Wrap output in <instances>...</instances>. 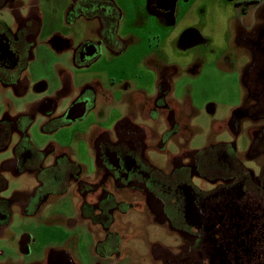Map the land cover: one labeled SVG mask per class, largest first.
<instances>
[{"label": "flooded vegetation", "instance_id": "af4514ba", "mask_svg": "<svg viewBox=\"0 0 264 264\" xmlns=\"http://www.w3.org/2000/svg\"><path fill=\"white\" fill-rule=\"evenodd\" d=\"M23 1L0 0V14L8 11L14 15L12 23L0 18V88L10 91L15 101H23L21 109L7 104L0 116V156L11 153L0 160V194L8 188V174L36 176L39 186L29 195L0 198V235L11 224L15 203L22 204V213L31 217L46 210L54 198L74 192L81 201L72 213L75 219H68L66 226L70 231L80 228L95 241L94 264H123L129 255L126 264H264V0L235 3L238 69L233 70L235 63L229 60L227 67L231 69L228 73L239 77L243 97L232 107L229 120L214 125L216 132L226 126L236 136L244 131L249 148L239 152L234 141L187 151L178 143L180 151L169 155L167 171L150 162L149 149L166 152V142L177 140L189 124L184 110L195 107L188 88L184 105L176 98L172 67L157 82L155 93L132 89L133 102L141 106L136 114L142 111L144 118L166 122L159 138L154 128L136 123L132 112L114 121L110 116L95 120L99 86L74 81L77 70L90 67L99 58L92 53L95 47L117 57L136 45L134 35H120L124 14L114 1L115 7L104 0H72L64 15L70 35L78 21L96 20L99 41L74 36L68 44L63 32L54 34L64 39L62 48H72L73 71L68 70L60 90L45 97L44 105H37L29 114L20 113L33 76L31 65L40 47L55 37L43 38L46 13L41 0ZM143 62L152 65L149 58ZM34 85L38 94L46 91L42 81ZM67 98L68 109L61 113ZM74 107L85 112L70 120ZM82 121L92 131L85 148L93 167L88 173L87 165L73 151L61 150L55 143L39 148L33 142L31 133L37 127L53 135ZM50 157L53 163L46 165ZM250 163L254 166L249 167ZM130 214L143 217L147 228L160 229L168 240L149 241L148 250L139 254L124 248L131 238L149 234L145 227L125 235L122 227L130 231L133 224L124 223L123 218ZM71 255L66 250H52L46 264H77Z\"/></svg>", "mask_w": 264, "mask_h": 264}, {"label": "rangeland", "instance_id": "374dc122", "mask_svg": "<svg viewBox=\"0 0 264 264\" xmlns=\"http://www.w3.org/2000/svg\"><path fill=\"white\" fill-rule=\"evenodd\" d=\"M111 1L128 12L129 18L120 28V34L129 37L128 32L133 29L132 32L136 35L134 37L136 45L131 46L130 49L117 57L107 54L103 48L98 52L99 50L95 47L92 53L96 56L99 55V58L90 67L77 70L73 74L75 82H88L100 88L97 108L94 110L95 120L110 116L114 121L117 117H124L127 113L132 112L136 123H143L156 130V138L164 135L166 122L162 118L155 121L147 117L145 119L142 111L136 114L140 111H135L136 108L141 106L137 101L133 102L132 89H144L150 93L149 95L155 93L157 82L166 75V69L172 67L173 71L170 75L172 83L176 86V98L179 99L180 104H183L186 99V91L189 89L195 107L192 108V111L188 108L184 110L183 115L189 120V124L185 126V130L181 132L177 140L171 139L166 142V152H160L159 149L154 148L149 149L150 162L161 170L167 171L170 163L169 155H176L180 151L178 143L187 151H193L202 150L219 142L236 141L239 152L247 151L250 140L244 131L236 136L227 126L218 132L214 129V125L223 124L230 119L232 107L240 102L241 96L243 97L239 77L236 74L228 73L231 69L227 67L228 62L232 65L235 63L233 70L238 69L234 57L237 53V46L234 41L236 32L233 26L235 25L234 18L237 16L235 3L239 0H146L147 3H142V7L140 8L139 5L137 9L133 0ZM23 2L26 3L27 0ZM67 2L68 0H48L46 11L53 19L51 26L55 25L63 29V8ZM132 17L135 24H133ZM0 18L12 23L14 15L7 11L0 14ZM98 30L99 24L96 20L90 22L81 20L75 24L73 35L67 31H63V35H65L68 44H71L74 36L78 40L92 39L97 42L99 41ZM62 40L64 39L55 36L52 40L47 41V45L52 47L60 57L59 64L52 69L59 71L63 64L72 72L74 68L73 50L71 48L64 51L65 49L61 45ZM146 58L151 60L152 65L143 62ZM43 85L47 86L44 82ZM33 87H35L34 92L39 93L38 87L35 85ZM101 95H106V97L101 98ZM15 99L10 91L0 88V116L6 112L7 104L14 103L16 107L22 108L23 101H15ZM69 102L70 100L67 98L59 110L61 113L68 109L66 106ZM19 108H16V111ZM91 119L92 117H90ZM79 124L53 135L44 134L40 127L33 128V142L39 148H43L48 143H55L61 150L73 151L76 157L87 165L88 173L93 167L90 166V159L85 148L87 141L91 138L92 131L87 130L86 123L83 121ZM156 138H154L155 141ZM10 156L11 153L6 151L1 154L0 160ZM91 157L93 158L92 154ZM52 160V157L48 158L45 164H52ZM248 165L249 167L254 166L252 163ZM6 181L8 188L1 193V197L8 200L16 193L26 194L36 185V181L28 175L13 177L8 174ZM203 186L209 188L207 184H203ZM74 194V192L73 194L70 192L62 199L58 197L49 202L45 217L39 218L37 224H33V221L24 216L16 206L13 207L10 229L5 235V239L0 238V255L6 256L7 252L12 251L18 257H25L29 249H22L19 241L24 238L23 231L25 229L36 225L33 230L37 234L43 233L44 242H49L51 239L71 238L69 242L64 243V248L78 260L81 259L80 254L85 253V242L89 244V238L85 237L83 242L84 232H80V228L68 232L63 228V225L66 226V221L72 218V213L75 212L78 202L81 201ZM123 221L133 224L130 231H127V226L122 227L125 235L144 230L147 226L145 219L136 214L124 217ZM38 225H46L48 228ZM146 229H148V237L131 238L126 241L124 248L129 247L137 250L139 254L148 250L149 241L157 239L165 242L168 240L163 232H159L160 229L156 227H146ZM71 247L75 250H71ZM131 257L132 255H129V258ZM129 258L126 256L122 263L126 264Z\"/></svg>", "mask_w": 264, "mask_h": 264}, {"label": "crops", "instance_id": "0c3cea01", "mask_svg": "<svg viewBox=\"0 0 264 264\" xmlns=\"http://www.w3.org/2000/svg\"><path fill=\"white\" fill-rule=\"evenodd\" d=\"M126 1V0H125ZM134 3L137 5L135 6V8L137 9V7L140 5V8L142 7L141 4L144 3L146 0H133ZM72 3V0H68L66 6L63 8V13L65 15V12L67 11V9L70 7ZM41 4L44 8V11L46 13V27L44 30V34H43V38H52V35H56L57 32H63V31H67L68 33L71 32L70 29L66 26V24L64 23V17L62 19V22L64 23V26L62 27L63 30L60 27L57 26H51V23L53 21L52 17L50 16V14L46 11V6L48 5V0H41ZM124 16H123V20L120 23V28L123 26V24L126 22L128 17V12L126 11L125 8H121ZM137 18V16H136ZM133 24H135L136 22L134 21L133 17ZM122 24V25H121ZM55 27V28H54ZM135 28H139V27H135ZM63 30V31H62ZM133 29L130 30V32H128V35H134L136 37V35L132 32ZM54 35V36H55ZM121 35V34H120ZM122 36V35H121ZM127 36V35H124ZM122 36V37H124ZM61 49V48H60ZM62 50V49H61ZM68 50V49H67ZM64 50V51H67ZM60 62V57L57 56V53L54 51V49L50 46H41L40 47V51L39 54L36 57V61H34V63H32V70H33V76L32 79H30V87L29 90L27 92V94H25V109L21 110L20 113H31L33 112V110L35 109V107L37 105L42 106V104L44 105V100L45 97L48 96H52L53 94H55L58 90H60L61 88V81L62 78H64L65 75L68 74V69L64 67V65L62 64V66L60 67L59 71H54L52 68L55 67L56 65H58ZM42 81L44 83H46V91L41 93V94H35L32 91V85L36 84ZM32 137L34 139V134L32 131ZM13 177H18V176H13ZM29 177H31L34 181H36V185H34L35 187L32 188L31 190H29V192L25 193H16V194H21V195H29L31 194L35 189L38 188L39 186V179L36 176L30 175ZM15 194V195H16ZM0 198L1 194H0ZM15 206L22 211L23 206L22 204H20L19 202L15 203ZM47 213V210H42L39 214L35 215V216H31L28 217L30 220L33 221V224H37L36 222H39V218H43L45 217V214ZM25 216V215H24ZM11 226V224H10ZM10 226L7 227L3 233L0 235V238H4L5 235L8 233V230L10 229ZM36 226V225H34ZM28 227L27 229H25L24 232V238H22L21 241H19V245L22 246V249H29V252L27 254H25V257H18L16 255V253L9 251L7 252L6 256L5 255H0V264H46L48 257H49V253L52 250H65L64 248V243L69 242L71 240V238H65V239H58V240H54L51 239V241L49 242H44V235L43 233H39L37 234L36 231L33 230V227ZM38 226H42V227H47L46 225H38ZM66 227V228H65ZM63 225V228L66 230V232L70 231V229H68V226ZM48 228V227H47ZM87 237L89 238V244L87 242H85L86 244V248H85V253L83 255L80 254V258L81 259H77L75 258V256L67 251L69 254H72L71 256H73V259L77 262V264H94L97 259H96V253H95V241L88 236L87 234H83L82 238H83V242H84V238ZM5 239V238H4ZM18 245V246H19ZM71 250H75V248L71 247ZM81 262V263H80ZM99 263H104L103 260H99Z\"/></svg>", "mask_w": 264, "mask_h": 264}, {"label": "water", "instance_id": "95a60500", "mask_svg": "<svg viewBox=\"0 0 264 264\" xmlns=\"http://www.w3.org/2000/svg\"><path fill=\"white\" fill-rule=\"evenodd\" d=\"M84 108H77V107H74L72 110H71V113L69 115V119L70 120H75V119H78L80 117H82L84 115ZM66 260V259H65ZM67 262V260H66Z\"/></svg>", "mask_w": 264, "mask_h": 264}, {"label": "trees", "instance_id": "16d2710c", "mask_svg": "<svg viewBox=\"0 0 264 264\" xmlns=\"http://www.w3.org/2000/svg\"><path fill=\"white\" fill-rule=\"evenodd\" d=\"M105 3H108L110 6L115 7L113 1L104 0ZM6 185V183H5Z\"/></svg>", "mask_w": 264, "mask_h": 264}]
</instances>
